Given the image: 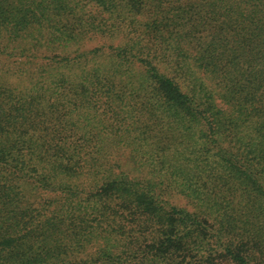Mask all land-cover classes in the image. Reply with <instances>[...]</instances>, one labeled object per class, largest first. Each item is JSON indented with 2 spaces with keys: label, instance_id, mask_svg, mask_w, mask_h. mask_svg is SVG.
<instances>
[{
  "label": "trees",
  "instance_id": "1",
  "mask_svg": "<svg viewBox=\"0 0 264 264\" xmlns=\"http://www.w3.org/2000/svg\"><path fill=\"white\" fill-rule=\"evenodd\" d=\"M261 233L264 0H0V264H264Z\"/></svg>",
  "mask_w": 264,
  "mask_h": 264
},
{
  "label": "rangeland",
  "instance_id": "2",
  "mask_svg": "<svg viewBox=\"0 0 264 264\" xmlns=\"http://www.w3.org/2000/svg\"><path fill=\"white\" fill-rule=\"evenodd\" d=\"M219 104L222 105L223 107L227 106L222 101L219 102ZM205 181L207 182L205 185L206 190L212 189V187H214V185L216 184V181H213V179L211 178H208ZM229 196H230L229 199L231 202L229 203L230 206L228 207V210L234 217H236L235 219L237 221L235 230L230 234V237L232 236L231 238H234V240L237 239L239 237V234L244 229L249 230L255 236L256 235L255 231H252V212L251 210H249L252 206V200H250L249 196H246L245 194H241L240 191H235V193L230 194ZM169 198L171 202L178 207H184L191 212L198 211V207L197 205H195L196 202L194 201V199L185 197L184 195L178 193V191H175V190L171 191ZM222 210L225 211L227 209H222ZM243 215H245L244 218H246L247 221L242 224L240 222V218ZM214 217L215 216L212 214L211 218L210 217L208 218V221L212 222L213 221L212 218ZM261 234L264 235L263 233ZM212 242L209 240L210 245H208L207 247L209 246L213 247L214 245L212 244ZM249 246L250 247H248V253L249 255H251L250 256L251 259H252V254L257 258V260L261 259L262 254L260 252L261 251L260 249H262V247L261 246L257 247L255 244H253L252 240H251V243H249ZM218 252H220V249L216 250L215 248H213L212 250L207 249L203 253L204 255H201V256L195 255L194 251L190 254L189 253H185V254L177 253L178 254L177 256L173 255V259L171 258L164 259L163 261H161V264H236L231 259L223 256V252L221 253V255ZM199 259H201V261H199Z\"/></svg>",
  "mask_w": 264,
  "mask_h": 264
}]
</instances>
